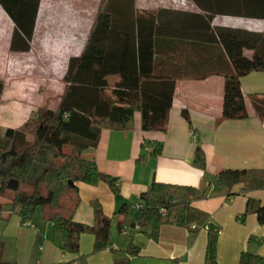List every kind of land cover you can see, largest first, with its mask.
<instances>
[{
  "label": "trees",
  "instance_id": "1",
  "mask_svg": "<svg viewBox=\"0 0 264 264\" xmlns=\"http://www.w3.org/2000/svg\"><path fill=\"white\" fill-rule=\"evenodd\" d=\"M41 1L0 0L15 25L13 50H31ZM192 1L201 10L199 13L187 11L194 16L190 25L198 32L196 37L221 43L235 69L225 74L223 117L247 118L242 77L254 71L264 72V34L212 26V21L217 15L264 19V0ZM181 11L160 8L153 13L139 10L136 0L105 1L84 52L68 60L63 78L66 86L57 108L39 107L35 116L18 128H8L4 138H0V219H7L18 208L22 221L27 222L41 208L44 219L53 222L56 232L63 236V253H79L80 237L84 233L95 235V251L111 246L113 219L106 215L100 201L91 202L95 211L93 225L75 220L82 202L79 183L99 179L118 192V179L100 171L95 161L83 156V151L98 145L103 128H127L137 111L142 114L144 130L167 131L176 79L154 73V37L175 32L167 19L170 14H183ZM246 50H253V56H247ZM111 76H118L113 88ZM5 90L6 83L0 78V106ZM256 101L264 103L258 96ZM257 108L260 109L259 104ZM183 115L191 123L188 110ZM162 149V144H156L153 154L162 153ZM194 164L206 170L200 145ZM215 179L229 195L240 184L244 192L264 190V168L223 169ZM8 192L13 196L6 200ZM201 196L195 186L153 181L141 194L137 224L142 230L150 227L148 234L154 240L159 238L160 228L166 223H176L196 232L210 224V214L193 206V201ZM162 207L166 213L161 211ZM249 211L255 212L264 224V205L260 200L250 198ZM128 251L140 253L134 246ZM0 264H17L4 260L1 244ZM115 264H131V261L129 257L122 258ZM206 264H218L217 233L213 226ZM240 264H264V255L244 251Z\"/></svg>",
  "mask_w": 264,
  "mask_h": 264
},
{
  "label": "crops",
  "instance_id": "2",
  "mask_svg": "<svg viewBox=\"0 0 264 264\" xmlns=\"http://www.w3.org/2000/svg\"><path fill=\"white\" fill-rule=\"evenodd\" d=\"M186 1L196 7L192 13L201 11L192 0ZM136 7L144 10L148 6L144 0H136ZM175 7L172 9L183 10V14H170L167 19L175 32L154 37V73L176 79L167 131L144 130L142 114L137 111L127 128H103L98 145L83 151V156L95 161L100 171L118 179V192L99 179L79 183L82 202L75 220L93 225L95 211L91 202L100 201L106 215L113 219L111 246L95 251V235L84 233L80 237V252L65 254L62 251L63 236L56 232L53 222L46 221L41 211L32 220L23 222L17 208L7 219H0V244L5 261L17 264H115L116 260L129 257L131 264H206L212 226L217 233L218 264H240L244 251L264 255V224L259 222L255 212H248L250 198L258 199L264 205V190L244 192V186L240 184L232 189L234 194L229 195L215 179L223 169L264 168V103L256 101L257 96L264 99V72L254 71L242 77L248 117L224 118L225 74L234 72V66L221 43L196 37L198 32L190 25L194 16L187 14V8L177 3ZM96 18L88 25L84 40L78 25L72 33V42L47 46L45 54L65 53L69 58L81 55ZM212 26L264 34L262 18L217 15ZM67 44H73L69 51L64 49ZM245 54L252 57L254 51L246 50ZM109 80L113 88L118 76H111ZM22 85L26 83L16 84L10 94L12 102L30 95L21 88ZM44 85H48L47 80ZM6 99L5 90L3 103ZM12 106L8 122L2 119L0 108V138H4L8 128H18L34 116L26 108H21L20 112L19 106ZM184 110H188L191 123L184 117ZM156 144L163 145L162 153L158 155L153 154ZM198 145L204 151L206 170L194 164ZM141 156L144 158L138 161ZM153 181L199 188L202 196L193 201V206L210 214V224L194 232L176 223H166L160 228L159 238H151L148 234L151 228L142 230L137 224V205L141 194ZM124 230H128V234ZM131 246L138 247L140 253L130 254Z\"/></svg>",
  "mask_w": 264,
  "mask_h": 264
},
{
  "label": "rangeland",
  "instance_id": "3",
  "mask_svg": "<svg viewBox=\"0 0 264 264\" xmlns=\"http://www.w3.org/2000/svg\"><path fill=\"white\" fill-rule=\"evenodd\" d=\"M105 1L42 0L36 35L31 43V52L27 51V54L11 48L15 25L0 5V78L6 83L7 96L0 107L2 119L8 122V112L14 107L12 105L19 106L20 112L21 108H26L34 116L35 109L39 106L57 108L66 86L63 76L67 70L69 57L65 53L47 55L44 48L72 42V33L78 25L82 28L81 36L84 40L88 25L95 20ZM144 2L146 7L148 6L145 11L176 8L174 0H144ZM186 8L187 11H194L196 7L188 1ZM71 45L73 44H67L64 49L68 50ZM46 80L48 85H44ZM18 83H26L21 88L30 95L26 98H18L14 103L10 94ZM11 196L13 193L8 192L5 199ZM38 211L42 212L41 208Z\"/></svg>",
  "mask_w": 264,
  "mask_h": 264
},
{
  "label": "built area",
  "instance_id": "4",
  "mask_svg": "<svg viewBox=\"0 0 264 264\" xmlns=\"http://www.w3.org/2000/svg\"><path fill=\"white\" fill-rule=\"evenodd\" d=\"M174 2L177 3L178 5H181V6L187 7V1H186V0H174ZM137 207H139V206H137ZM161 211H162L163 213H166L167 210H166L165 207H162V208H161ZM195 227H196V225H193V228H195ZM124 233L128 234V230H124Z\"/></svg>",
  "mask_w": 264,
  "mask_h": 264
},
{
  "label": "water",
  "instance_id": "5",
  "mask_svg": "<svg viewBox=\"0 0 264 264\" xmlns=\"http://www.w3.org/2000/svg\"><path fill=\"white\" fill-rule=\"evenodd\" d=\"M71 184H74V182L70 181Z\"/></svg>",
  "mask_w": 264,
  "mask_h": 264
}]
</instances>
